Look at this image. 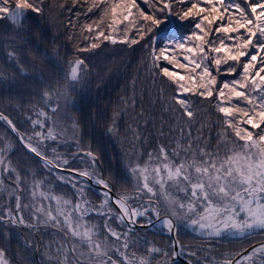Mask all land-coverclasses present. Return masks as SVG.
<instances>
[{"label":"snow or ice","instance_id":"obj_1","mask_svg":"<svg viewBox=\"0 0 264 264\" xmlns=\"http://www.w3.org/2000/svg\"><path fill=\"white\" fill-rule=\"evenodd\" d=\"M143 2L149 5L150 12L138 5L137 0H82V6L87 5L85 16L99 10L97 20L82 25V31L95 33L89 47L98 48L101 39L113 44L128 43L130 46L146 40L144 47L150 70L154 75L166 78L170 86H176V93L171 99L179 106L181 116L186 117L187 122L195 119L192 102L187 98L189 94L208 101L223 118L225 130L218 133L221 141L216 151H209L198 144L194 146L190 140L186 146L177 141L171 153L164 145L159 146L158 152H149L143 165L136 163L130 167L137 181L134 197L125 193L113 201L108 181L95 174L96 156L90 150L85 155L93 162L92 171H72L76 176L94 181L107 189L97 214L111 218L112 209L108 208L107 213L103 209L112 201L120 210L117 220L121 224L125 223L126 218L128 224H135L140 217H147L148 223H151L153 215L160 220L158 204L160 198H163L170 215L165 216L161 224L169 234L175 232L178 235L182 222H187L194 230L198 227L201 233L215 237H221L224 233L244 237L256 230H264V0ZM78 3L81 0H72L73 6ZM42 4L43 0H14L13 7L11 0H0V16L20 22L27 10L42 12ZM79 15L77 13V17ZM177 21L190 22L194 30L177 40L170 35L180 26ZM69 23L75 27L74 23ZM121 31L124 38L118 41L113 34ZM131 31L135 32V36H129ZM176 50L184 53L182 60L175 54ZM35 51L41 56L45 55L40 52L38 45ZM161 61L186 74L170 70ZM85 67L83 59L77 58L74 63L70 62V79L78 80ZM220 73L232 79L221 82ZM48 96L49 93L45 92L44 99ZM52 111L55 112L56 108ZM37 115L42 118L32 121L37 144L34 146L33 137H29L25 147L39 156L49 170L66 166L68 160L59 157L55 148L52 149V158L40 150V144L58 137L52 128L47 133L43 131L45 121L49 119L47 113L41 110ZM0 119L7 120L13 131H17L6 116L0 114ZM37 126L41 131H35ZM188 127L190 135V123ZM228 129L232 130L234 139L229 138ZM256 129L259 131L254 132ZM114 130V125L108 129L109 132ZM181 131L183 133V129ZM220 143L225 146L223 155L219 151ZM7 150V144L0 148V172L14 177V187L8 195L9 198L14 196L16 208L15 212L10 208L0 211V224L24 225L29 228L43 225L62 232L65 241L56 248L57 264H118L110 255L108 236L116 241L122 240V246L127 250L129 233L117 232L109 227L106 220L108 235L101 240L96 225L86 220L93 209L85 199L83 185L77 187L75 179V203L63 195L53 193L51 188H46V181L33 179L29 187L31 221L34 223L25 221L23 210L29 208V205L21 203L19 193L23 190L22 178L17 168L6 158ZM23 182L27 183L26 180ZM3 187V181L0 180V189ZM170 189L183 193L184 199L173 195ZM145 196L148 199L138 207L128 203L130 199H142ZM69 239L72 241L70 247L67 246ZM176 243L174 241L173 245ZM78 248L86 251L78 252ZM159 251L154 247L148 249L149 253ZM257 254L261 257L259 264H264V244L253 247L243 260L252 264V258ZM121 256L123 259L119 264H150L146 256L137 259L133 253L130 259L127 251L121 253ZM0 264H9L3 250H0ZM224 264H241V261L225 259Z\"/></svg>","mask_w":264,"mask_h":264},{"label":"trees","instance_id":"obj_2","mask_svg":"<svg viewBox=\"0 0 264 264\" xmlns=\"http://www.w3.org/2000/svg\"><path fill=\"white\" fill-rule=\"evenodd\" d=\"M11 3L14 6V0H11ZM137 4L146 12L151 11L143 0H137ZM173 7L175 10L176 5ZM42 8L43 11L40 13L27 10L18 25L0 16V112L11 119L25 142L29 137H33V145L37 144L33 136L32 121L42 119L37 113L41 110L45 111L49 119L45 121L46 126L43 131L47 133L48 129L52 128L58 139L47 140L40 144L43 153L52 158V149L55 148L57 155L69 162L64 167L92 171L93 162L83 153L90 150L96 156L95 174L107 180L116 194L127 193L132 197L136 193L137 181L132 176L130 167L136 163L143 165L148 159V153L158 152L160 145H164L171 153L177 141L186 146L191 140L194 146L198 144L209 151L217 150V145L221 141L218 133L225 130L221 114L208 101L198 95L189 94L187 98L192 102L196 116L194 120L187 122V118L181 116L179 106L171 99L176 93V86H170L166 78H162L159 74L154 75L150 70L144 47L146 40L130 46L128 43L113 44L101 39L98 41L100 46L91 49L89 45L93 42L95 33L82 31V25L97 20L99 10H94L85 16L87 5L82 6V0L75 6L72 0H43ZM133 12L135 13V10ZM77 13H80L79 17ZM70 21L75 27L69 23ZM177 23L180 26L170 33L177 40L194 30L188 21H177ZM106 24L107 21H105V31H107ZM113 35L118 41L124 38L122 31ZM129 36H135V32L131 31ZM36 45L39 46L40 52L45 54L44 56L35 51ZM80 48L88 50L79 51ZM175 54L182 60L184 53L181 50H176ZM77 58L83 59L88 67L87 70L83 69L80 72L79 77H84L89 72L93 73L96 88L92 92H88L86 84L70 79L69 63H74ZM161 63L170 70L186 74L182 70L173 69L164 61ZM231 79V76L224 73L219 74L221 82ZM68 81L70 82L67 83ZM102 81H107L109 84L105 91ZM66 83L69 84L66 87L77 104L65 107L68 101H64L59 96ZM45 92L49 93L47 99H44ZM74 92L78 94L75 95ZM52 103H57L55 112L49 109ZM236 103L240 102L236 101ZM70 123L75 124L77 130L74 141L67 139L66 131ZM113 125L115 129L129 125L130 137L121 133L116 135L114 131L109 132V127ZM123 127L120 128V132L123 131ZM244 127L250 126L244 125ZM35 131H41L39 126ZM227 131L229 138L234 139L231 135L232 130ZM5 144L9 146L6 158L17 168L22 178L23 190L19 194L22 205H29V208L23 210V215L29 223H34L31 221L32 201L29 187L33 179L46 181V188H51L53 193L63 195L75 203L77 199V191L73 187V178H75L77 187L83 185L89 207L93 205L94 208H98L102 202L103 193L91 188L86 182L45 167L38 158L23 149L9 127L0 121V148ZM132 149L137 152L142 149L143 152L136 162L129 163L125 161V154ZM219 151L221 155L224 154V144L220 143ZM173 159L178 158L173 157ZM0 180L4 185L0 189V211L5 208L14 211L15 198L14 196L9 198L8 195L14 187V177L0 172ZM24 180L27 183H24ZM172 190L175 191L170 189ZM179 197L184 199L183 196ZM146 199H148L146 196L142 199L133 198L128 203L138 207ZM162 199L160 198L158 204L160 215H170L166 202ZM106 208H111L117 215L118 211L110 202ZM27 212L30 214L27 215ZM155 218L156 216L153 215L151 220ZM86 220L96 225L101 240L108 235L102 216L96 218L88 216ZM138 222L147 223L148 218L140 217ZM2 226H6L5 229H2ZM116 226L121 230L120 233H129L127 250L123 248L122 240L116 241L108 236L111 246L110 255L112 259L118 261V264L123 259L121 253L125 251L130 259L133 258L134 253L137 259L141 256L148 257L150 264H169L172 256V240L162 228L155 231L148 229L129 231L130 229L124 224L117 223ZM36 229L42 238V244L49 246L46 253L50 252L52 255L50 258H44V263L57 264L56 248L65 241L64 234L43 225H37ZM197 229L198 227L194 230L187 222H182L178 233L181 253L194 264H224L225 259L231 260L250 244L264 240V230H256L244 237L238 235L229 237L227 234L215 237L206 233L200 235ZM71 243L69 239L67 246L70 247ZM153 247L160 251L149 253L148 249ZM35 249L36 237L29 231L11 224H0V250L5 252V257L13 264H39ZM80 251L86 249L78 248V252ZM40 257L43 258V255ZM260 259V254H257L252 258V264H259ZM241 264H250V262L243 261Z\"/></svg>","mask_w":264,"mask_h":264},{"label":"water","instance_id":"obj_3","mask_svg":"<svg viewBox=\"0 0 264 264\" xmlns=\"http://www.w3.org/2000/svg\"><path fill=\"white\" fill-rule=\"evenodd\" d=\"M10 20H11V19H10ZM11 21H12V20H11ZM12 22H13V21H12ZM13 23H16V24H17L18 22H13ZM0 114H2V113H0ZM2 115H3V114H2ZM3 116H5V115H3ZM7 118H8V117H7ZM0 120H2V119H0ZM8 120H10V119L8 118ZM3 121H5L6 124L8 125V127L10 128V130H11L13 133L16 134V136H17V138H18V141H19V142L21 143V145L25 148V150L28 151V152H30V151L28 150V148L25 147V142H24V140H21V136H20L19 134H17L16 131H13L12 126H10V125L8 124L7 120H3ZM12 125H14V124L12 123ZM30 153L33 154V155H35L39 160H41V158H40L39 156H37L35 153H33V152H30ZM41 161H42V160H41ZM42 162H43V161H42ZM55 169H57V170H59V171H62V172L70 173V174L76 176L75 172H73V171L70 170V169H66V168H55ZM76 177H78V176H76ZM78 178H80V179H82V180L88 182L92 187H94V188H96V189H98V190H102V191H104V192L107 191V189L103 188V186H101V185H99V184H96L94 181L86 180L85 178H82V177H78ZM110 195H111L113 201L118 197V195L115 194L112 190H111V192H110ZM111 202H112V201H111ZM112 203H113V205L119 210V208L116 206V204H115L114 202H112ZM119 212H120V210H119ZM166 216H168V215H166ZM164 217H165V216H160V220H158V219L156 218V219H154L153 221H151V223H147V224H137V223H135V224H128V223H127V218H126V219H125V223H126V225H128V226H130V227H137V228H153V227L156 226V225H160V224H161V220H162ZM20 226L25 227L24 225H20ZM168 234H169V232H168ZM169 235H170V237L172 238L173 242H174V241L177 242L175 246L173 245V253L175 252V255H173V253H172V257H171L170 264H173V263L176 262V261L181 262L182 264H193V263H191L190 261H188L186 258H184V257L181 255V253H180V245H179V241H178V238H177V234H176L175 232H173L172 234H169ZM261 244H264V241H259V242H256V243L250 245L249 247H247L246 249H244L242 252H240L238 255H236L232 260H234V261H237V260H238V261H242V260H243V257L246 256V255H248V253H250V252L252 251L253 247H259Z\"/></svg>","mask_w":264,"mask_h":264},{"label":"rangeland","instance_id":"obj_4","mask_svg":"<svg viewBox=\"0 0 264 264\" xmlns=\"http://www.w3.org/2000/svg\"><path fill=\"white\" fill-rule=\"evenodd\" d=\"M84 70H86V67L84 68ZM108 71V70H107ZM79 79V78H78ZM76 82L78 81V80H75ZM70 81H68L67 83H69ZM67 83L66 84H64L63 85V91H62V93L60 94V96L59 97H62V99L64 100V101H68L64 106L66 107V105H72V104H77V102L74 100V98L70 95V93H69V91H68V87H66V85H67ZM101 84L104 86V91L106 90V88L108 87V82L107 81H102L101 82ZM69 85V84H68ZM67 85V86H68ZM86 86H87V89H88V92H92L93 91V89H95L96 87H95V83H94V79H93V77L92 78H86ZM66 87V88H65ZM78 90H80L79 88H77ZM74 94L76 95V94H78V93H76V92H74ZM81 96V95H80ZM119 125V124H118ZM121 127H123V126H119L118 128H116L115 130H114V132L113 133H115L116 135H117V133H121L122 135H126L127 137H130V128H129V125L128 126H125V128L123 127V131L122 132H120V128ZM66 133H67V139L69 140V141H74L75 139H76V137H77V130H76V126H75V124H71L70 123V126H69V129L66 131ZM143 152V150L142 149H139V151L137 152V151H135L134 149H132L129 153H127V154H125V161L126 162H129V163H131V162H136L137 161V159H138V157L141 155V153ZM171 193L173 194V195H179V196H183L184 197V195H183V193H177V190L175 189V191H171ZM104 200V199H103ZM163 200V199H162ZM166 204V203H165ZM167 205V204H166ZM90 208H92L93 209V211H90V213H97L98 211H100V209H99V207L98 208H94L93 207V205L90 207ZM103 211L105 212V213H107V211H108V209L105 207V209H103ZM113 219H115L116 221H118L117 220V215L114 213V212H112V215H111V218H109L108 216H106V220H107V222H108V225H110V223H111V221L113 220ZM198 231V234H200V235H202V234H205V233H201L200 232V230L198 229L197 230ZM225 234H227V236H229V237H234L233 235H231V234H229V233H224L223 235H225ZM222 235V236H223Z\"/></svg>","mask_w":264,"mask_h":264}]
</instances>
